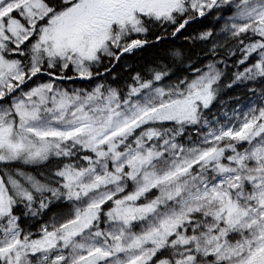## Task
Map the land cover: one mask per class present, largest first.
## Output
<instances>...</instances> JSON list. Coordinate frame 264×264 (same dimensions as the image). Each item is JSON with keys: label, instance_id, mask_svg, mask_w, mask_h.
Returning <instances> with one entry per match:
<instances>
[{"label": "snow or ice", "instance_id": "1", "mask_svg": "<svg viewBox=\"0 0 264 264\" xmlns=\"http://www.w3.org/2000/svg\"><path fill=\"white\" fill-rule=\"evenodd\" d=\"M0 264H264V0H0Z\"/></svg>", "mask_w": 264, "mask_h": 264}, {"label": "trees", "instance_id": "2", "mask_svg": "<svg viewBox=\"0 0 264 264\" xmlns=\"http://www.w3.org/2000/svg\"><path fill=\"white\" fill-rule=\"evenodd\" d=\"M238 93H234V92H230L228 93V95H237ZM225 99H227V96L225 97Z\"/></svg>", "mask_w": 264, "mask_h": 264}, {"label": "rangeland", "instance_id": "3", "mask_svg": "<svg viewBox=\"0 0 264 264\" xmlns=\"http://www.w3.org/2000/svg\"><path fill=\"white\" fill-rule=\"evenodd\" d=\"M229 104L231 105V104H232V102H231V101H229Z\"/></svg>", "mask_w": 264, "mask_h": 264}]
</instances>
